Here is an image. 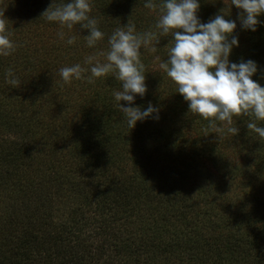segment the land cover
Wrapping results in <instances>:
<instances>
[{
	"label": "rangeland",
	"instance_id": "rangeland-1",
	"mask_svg": "<svg viewBox=\"0 0 264 264\" xmlns=\"http://www.w3.org/2000/svg\"><path fill=\"white\" fill-rule=\"evenodd\" d=\"M143 1L144 4L147 2L146 0ZM11 3V0H0V12H4V18L9 17L10 19L7 28L11 41L16 42L21 50L26 51L27 61L34 57L35 51L40 53L42 50H47L49 57L51 42L57 38L60 39L58 33L62 31L58 23L49 22L42 16L41 9L47 10L49 7L43 6L38 9L40 11L38 14L36 13L38 18L34 24L26 21L18 23L16 21L18 16L12 10V6H15L17 10L18 1H15L14 4ZM199 4L201 5L200 0ZM135 5H137V2H135ZM202 5L203 8L200 6L197 13L202 23H207L216 16L215 12L212 13L215 6L216 11L226 12L225 14L229 17L228 20H238L237 27L242 26L241 20L236 19L239 18L241 10L236 8L235 5H231V0H204ZM97 7L98 5H95L91 10V16L98 21V24L101 23V26L105 27L106 32H110L108 36L104 35L103 38L107 37L109 39L115 29L126 26L128 21L135 25L137 33L157 32L155 24L160 13L156 10H150L144 6H134L129 9L128 13H123L119 19L113 20V18H116L115 15L112 13L107 15L106 11L101 12ZM219 11L218 13H220ZM44 20L47 22H44ZM238 30V28L234 30V36H236ZM63 32V41L66 44L57 48L56 57L51 60L55 64L58 73L56 72L57 75L54 72L48 74L55 81V84L50 89V94L45 98L46 101L41 104L45 108L40 111L43 114L41 122H38L39 120L33 122L36 125L33 124V127H31L32 133L29 131V135H27L23 132L22 127L18 126L17 128L16 122H12L13 120H5L4 118L0 121V152H17L20 154L27 152L25 159L27 164L35 157L37 161L43 162L42 164L52 163L53 161L54 165L50 170H42V172H34L32 169L29 170L27 165L26 167L19 165L15 170V172L19 170V176L15 175V177L8 176L12 167L7 168V171L3 169L5 165L0 167V226L13 227L9 224H17L22 215L30 212V210L36 216L35 221L41 222V219L44 218L43 209L49 208L51 213L46 216L50 222L49 224L73 220L72 230L78 233L79 237L77 239L72 238L70 240L71 244L78 241L79 245L85 243L89 247L92 246L88 252L92 257L96 254L95 263L97 264H154L155 262L148 263L149 257L147 256L148 250L151 248L147 242L149 238L153 237L154 233L159 237L154 239H159L162 242L169 241L170 245L177 247L174 253H168L167 260H161L158 264H264V258L261 260L255 256H250L252 259L247 260L236 257L235 260L237 261H234V254L224 246V237L227 234L235 237H243V234H246L247 237L257 235L261 238L259 239V241H262L261 244H264V188L259 182L252 186L249 184L258 176L255 174L259 169L253 164L254 157L243 156L246 151L241 145L242 142H239L241 138L238 135L233 136L228 133L227 125L224 122L216 121L217 127L223 130L213 131L208 128V121L189 112L188 102L181 95L182 98L179 100L175 97L176 94L179 95L177 86L159 67L162 62H166L168 59L169 49L172 45L170 46V42L164 37H159L158 32L159 42L156 44L153 41L150 45V47H156V52L153 53L148 48L142 47L140 59L145 66L147 92L150 91V97L145 102L147 106L151 103L153 107L159 110L158 120H161V122L154 121L151 126H149V123L147 124L151 133L146 134L144 131L148 138V146H145L143 154L132 158L130 157L132 152L129 151L131 153L127 154L129 156L126 157V163L120 172L110 168L104 174L94 175L93 182L88 185L89 187H85L83 191H91L92 186L96 185L102 188L103 183L107 182L113 183L116 181L117 185L121 186L123 181H127L126 177L131 179L130 186L139 196L140 205H137L138 208H141L139 216L148 225L145 228L147 231L144 235L135 238L133 246L138 248V251L133 253V257L137 258V261L133 263L129 262L131 259L125 261L124 253L118 254L119 251L114 248H105L101 237L102 226L98 221H93L94 225H86V220L90 221L95 218L96 214L94 213L97 211V207L94 202L89 203L88 209L84 208L82 213H80L81 208L79 209L80 204L83 202L82 198L66 199L67 201L51 198L46 203L47 208L41 203L40 200L45 196V187L42 184L45 183V179L46 181H48L47 179L52 181L51 178L54 179L59 176L61 179L62 177H79L76 171H72V166H68L66 170H63L61 161H58L57 167L55 162L61 159L69 161L68 149H70V146L64 139L67 134L71 137L76 136L73 128L75 126L74 122H81V118L78 116L79 110L81 111L82 107L88 106L86 104L88 99L94 98L95 95L93 94L98 88L101 92L104 91L106 105L113 111L110 113V117L114 120L112 123L121 124L126 120L124 114L115 106L116 101L113 95L115 91L121 90V82L111 74L96 78L94 84L88 83L86 79L87 76L91 75V66L85 64V58L89 55L107 52L109 49L108 42L102 39L97 42L95 47L89 48L86 41L83 42L85 40L84 36L88 35V30L77 29L75 25L72 30L69 31L65 28ZM243 32L244 34L243 36L240 34V38L252 34V37L249 38L254 39L257 38L259 33L257 28L256 31L243 29ZM71 36L76 37L72 48L67 44V39ZM245 41L246 38L240 41L238 38L240 45H246ZM10 57L12 56H7L8 59ZM48 57L45 56V60L51 66ZM100 60L103 62L104 57L101 56ZM76 64L89 69L84 73L85 79H73L70 85L64 84L59 75V70L62 67H71ZM50 71L51 68L48 67V72ZM20 82V86L9 92L8 95L5 92L0 93V108L3 104L10 106V102H13L17 95L20 96L19 98L26 99V102L29 100H33L34 103L37 102L30 94L28 95L31 99L27 98L25 88L28 92L32 90V88H27V82L23 80H20ZM95 84L98 86L96 90ZM144 96L143 98L137 96L131 106H140L144 101ZM66 97L68 98L65 100ZM82 99L86 100L80 102ZM26 102L23 104H26ZM121 104L129 106L124 101H121ZM32 105L34 106L33 103ZM63 105L65 109H63ZM5 112L13 114L8 107ZM27 114L28 110L20 112L22 118H25ZM60 116L62 117L60 122H53L58 121L61 118ZM138 122H143L146 125V122L152 121L143 120ZM237 122H253V120L252 117L234 116L231 126L241 129L240 126H236ZM166 123L169 124L167 127L170 130V148L167 149L163 146V140L158 138L159 129ZM59 126L60 129H58ZM121 129L124 133V128L121 127ZM205 129H208L207 135ZM55 131L57 134L53 133ZM61 131L62 134H60ZM164 139L166 141V137ZM20 140L23 141L20 142ZM48 148L53 150L51 152L53 156H48ZM42 150L48 152L46 156L42 154ZM63 155L64 157H61ZM245 161L246 164H244ZM245 166L249 167L248 170L244 169L247 172H238L243 170ZM261 167V171L264 170V166ZM249 170L254 172V176L253 173L248 172ZM263 179L264 176H261L262 183H264ZM53 183L52 181L46 186L49 187ZM202 191L203 197H197ZM167 201L172 202L173 206L171 208ZM233 204H236L237 208L239 207L237 209L241 211L239 214L249 222L248 227H244L238 219L231 217L232 215L228 218L229 206ZM198 206L201 209L207 206L208 216L212 221L217 222H211L212 229L204 231L209 234L217 231L216 235L206 240L202 232L200 236L190 231L193 225L199 228L205 223V220L197 219L196 224L191 219V210ZM180 208L185 209L183 222ZM70 209L75 210V213H72ZM232 210L235 211L236 209L232 208ZM142 212H145L143 214L146 221L141 215ZM80 214H83V226L79 223L82 217ZM13 233L16 234L15 231ZM44 234L41 231L37 233L35 239L39 242L38 249L31 247L32 254L28 255L24 264H47L49 260H46L47 254L51 255L49 264H64L63 259H60V257L55 258L54 248L40 240ZM14 246H17V243ZM96 246L104 249L102 255L94 249ZM260 247L261 254L264 255V245ZM25 257L23 258L26 259ZM92 261L94 263L93 259ZM145 261L147 263H144ZM87 263L92 264L91 262Z\"/></svg>",
	"mask_w": 264,
	"mask_h": 264
},
{
	"label": "trees",
	"instance_id": "trees-1",
	"mask_svg": "<svg viewBox=\"0 0 264 264\" xmlns=\"http://www.w3.org/2000/svg\"><path fill=\"white\" fill-rule=\"evenodd\" d=\"M15 1H18L17 10L15 9V6H12V10L15 11V14L18 16L16 17V21L18 23H24L26 21L29 23L31 22L32 24H34L36 22V19L38 18L37 14L40 11L38 10L39 8L43 6L50 7L52 3H54L53 7H55L56 5H62L70 2V0ZM15 1L11 0V4H14ZM200 1V6L203 8L202 2L204 0ZM90 2L91 6H93L91 9H93L95 5H98L97 8L100 9L101 12L106 11L107 15L111 13L115 15L116 18H113V20L119 19L123 13H128L129 9L133 8L134 6H144L143 0H90ZM135 2H137V5H135ZM153 2L159 5L163 2V0H153ZM213 9L214 11L212 13L215 12L216 15L222 14V11L215 10V6L213 7ZM41 11L43 13L45 10L41 9ZM156 11L159 13V8H157ZM218 11L220 13H218ZM91 13L92 11L89 14L90 18H93L91 16ZM223 13L225 14L226 12ZM227 18L229 17L226 15L225 19ZM7 20L9 23V17L7 18ZM258 20L260 21V23L256 26V28L258 29L259 33L257 34V38H254L255 40L249 38L252 37V34H248L247 37L244 36L240 38V34H242V36L244 34V32L242 33V30L244 28L242 26L236 27L239 30L235 37L239 38V41L246 38L245 44L248 46L240 45L238 43V46L233 47L229 56V60L231 63L237 64L241 62H247L248 60L254 61L257 65V72L253 75L252 79L259 83L262 87H264V14L259 16ZM233 21L235 20L233 19ZM237 21H235L236 24ZM44 22L47 21L44 20ZM97 26L105 36H108L110 32H106L105 27L101 26V23ZM76 28L80 29L81 27L77 24ZM164 38L168 42H170V46H173V38L171 36ZM103 39L104 41L108 42L107 37ZM83 42H85V40H83ZM51 43L52 46L49 51V57L47 55V50H42L40 53H37L34 50V57L31 60L27 61L26 51L21 50L16 42L14 43L16 45V49L10 55L12 56L10 57L11 59L0 56V93L5 92V94L8 95L9 92L14 91L15 88L6 83V72L8 71V69H12L18 79L27 82V88H32V90L29 92L25 88L24 91L26 92L27 98L31 99V97L28 95L30 94L37 101L36 103H34L33 100H29L28 102H26V99L19 98L20 96L17 95V98H14L13 102H10V106H7V104H3L2 108H0V121L4 118L5 120H13L12 122H16L17 128L18 126L22 127L23 132L27 135H29V131L32 133L31 127H33V122H35L36 120H39L38 122H41V117L43 116V114H41L40 111L45 109L41 104L46 101L45 98L50 94V89H52L55 84V81L50 78L48 74H50L51 72H57L56 66L51 62V60L55 59L57 48L66 44L59 38L52 41ZM69 46L72 48V45ZM45 56L50 58L51 66L47 64ZM48 67L51 68L50 72H48ZM97 88L98 86L96 85L95 90ZM93 95H95L94 98H89L86 103L88 104V106L82 107L81 111L79 110L78 116L79 118H81V122H74L75 126L73 128V132L76 136L71 137L69 134H67L64 139V141L68 142V145L70 146V149H68L69 161H67L66 159H61L56 160L55 162V166L57 167L58 161H61L63 170H66L68 166H72V171H76L79 177H62L61 179L59 176L54 179L51 178L54 183L53 185H49V187H47L46 185L52 183V181H50L49 179H47L48 181H46L45 179V183H42L45 187V196L40 201L46 207V203L51 198L58 199L59 201L82 198L83 202L79 206V209L81 208L80 213H82V210L84 208L88 209L90 205L89 203L94 202L97 207V211L94 213L96 214L95 218L91 217L92 219L90 221L86 220V225H94L93 221H98L102 226L101 237L102 243L105 248L107 247L109 249L111 247L118 250V254L124 253L125 261L131 259V261L129 262L133 263L134 261H137V258L133 257V253H136L138 251V248L133 246L135 243V238H139L140 235H144L145 231H147L145 230V228H147L148 225L145 224L141 216H139L141 211V208L137 207V205H140L139 196L137 192L133 191L130 186L131 179L126 177V180H129V182L123 181L121 186H118L116 181L113 183L107 182L103 183L104 186L102 188H99L96 185L92 186L91 191H83L85 187H89L88 185L93 182L94 175L96 176L99 174H104L105 172H108L110 168H112V170H117L120 172L121 168L126 163V157L129 156L127 155L128 153L132 152V155L130 156L132 158H136L143 154V152L145 151V146H148V138L146 137L145 133H151L149 126H151L154 121L161 122V120H156L150 117L145 120L152 122H146V125L143 122H137L136 126L132 129H129L127 120H125L121 124H113L112 121L114 120L110 117V113L113 111L108 107V105H106L104 91L101 92L100 88H98V90H96L95 94ZM149 97L150 91L146 93V95L144 96V101H142V104L138 106L141 108V110H145L148 107L145 100L149 99ZM175 97H177L178 100L182 98L180 97V94H176ZM67 98L68 97H66L65 100ZM84 100L86 99H82L80 100V102H83ZM25 102L26 104H23ZM32 103L34 104V106L32 105ZM7 107L9 108L10 112H13L14 115L5 112ZM63 109H65L64 105ZM23 110H28V114L25 118H22L20 115V112ZM61 119L62 117L59 118L58 121L53 122H60ZM255 122L257 123V126L264 127V122ZM148 123L150 124L149 126L147 125ZM247 123L248 122H237L236 126H240L241 128L239 129L238 136L241 138L239 142H242L241 145L246 151L245 153H243V156L247 155L248 158L253 156V164L256 165L259 169L258 172L255 173L256 175H258L257 178L255 180H252V182H249V184L252 186L256 182H259L261 183L262 188H264V183H262L261 181V176H264V170L261 171V166H264V140H261L256 133L248 130L246 127ZM6 126L8 127L9 125ZM167 126H169L168 123L164 124V126L159 129V133L157 131L158 138H160V140H163V146L166 149L168 147L170 148V130ZM121 127L124 128V133ZM58 129H60V126ZM53 133L57 134L56 131ZM60 134H62V131L60 132ZM165 137L166 141L164 139ZM22 141L23 140H20V142ZM48 150V156H53L51 154L53 150L50 148H48ZM41 152L45 156L48 153L44 152L43 150ZM26 154L27 152H23L21 154L17 152H0V167H3L2 165H5V167H3L5 171L8 170L7 168L12 167V170L8 174V176L15 177V175L19 176V170L15 172L16 168L19 165H22L24 167H26L27 165L29 166V170L32 169V171L34 172L50 170L54 165L53 161L52 163L42 164L43 162L37 161L35 157H33L27 164V162L25 161L27 157ZM61 157H64V155ZM244 164H246V161L244 162ZM245 168L246 170H248L249 167L245 166L243 170ZM243 170H240L238 172H247ZM248 172L253 173L254 176V172H252V170H249ZM197 197H203V191L200 192ZM164 201H166V199H164ZM167 202L171 208V206H173L172 202ZM196 203L198 202L196 201ZM229 208L228 218L230 217V215H232L231 217L238 219L244 227L249 226V222L239 214V212L241 211L237 210L239 207L237 208L236 204L229 206ZM232 208H235L236 210L234 211L232 210ZM207 209V206H205L203 209L198 206L197 208L191 210V219L194 221V223L197 224V219L205 220V223L203 224V226H199V228L196 225H193V228L190 231L195 235H200L202 232L205 236V240L216 235L217 233V231H213V233L211 234L205 233L207 230L212 229L213 225L211 224V222L217 223L215 221H212V219L208 216ZM70 210L72 213H75V210ZM179 210L183 222V218H185V209L180 208ZM50 213L51 212L49 211V208L43 209L44 218L41 219V222H36V216L30 210V212L22 215L17 224H9L13 225V227H9L8 225H3L2 227L0 226V264H24L27 260L28 255L32 254L31 247L38 249L39 242L36 241L35 236L39 231H41L42 234L45 233L43 236H41L40 240H43V242L48 245L50 244L51 247L54 248L55 258L60 257V259L64 260V264H89L87 262L97 264L95 263L96 254H94V256L92 257V255H89L88 252V250L92 248V246L89 247L85 243L79 245L78 241L71 244L70 240L72 238L77 239L79 237V235H77L78 233L73 232L72 230V224L74 223L73 220H64L62 222L58 221L57 224H49L50 222L46 216ZM143 213L145 212H142L141 215L146 221ZM82 215L83 214H80V216ZM83 222L84 218L82 216L79 220L81 226H83ZM45 228H47V230H45ZM13 231H15L16 234H14ZM154 238L159 237L154 233L153 237L149 238L147 242L151 246V248H149L150 250H148L149 252L147 253V256L149 257L148 263L155 262L154 264H158V262H161V260H165L167 258L168 253H174L177 247L174 245H170L169 241L162 242L161 240H156ZM259 239L261 238L257 235H254L253 237H247L246 234H243V237H235L231 234H227L224 237V246L227 250L234 254V261H237L235 260L236 257L240 258L241 260L252 259V257L250 256L259 257L258 259L263 260L264 255L261 254L260 246H263L264 244L262 245V241H259ZM15 243H17V246H14ZM74 246L75 248H73ZM207 246L209 247V245ZM94 249L99 252L100 255H102L104 250L103 248H99L97 246ZM80 252L82 253L81 255ZM67 255L69 256V258ZM24 256H26V259L23 258ZM50 258L51 255L47 254L46 260L49 259L47 261V264L50 263ZM92 259L94 260V263ZM144 263H147V261H145Z\"/></svg>",
	"mask_w": 264,
	"mask_h": 264
},
{
	"label": "clouds",
	"instance_id": "clouds-1",
	"mask_svg": "<svg viewBox=\"0 0 264 264\" xmlns=\"http://www.w3.org/2000/svg\"><path fill=\"white\" fill-rule=\"evenodd\" d=\"M231 5L241 10L239 19L245 30L256 31L260 23L258 17L264 14V0H231ZM145 8H159V18L155 24L159 37L171 36L173 46L169 49L168 59L159 67L177 86V93L188 102L189 112L199 115L208 121V128L222 131L216 121L227 125V132L238 135L239 129L231 126L233 117L250 116L253 122L246 127L264 140V127L257 126L254 121L264 122V87L252 79L257 72L254 61L231 63L230 53L238 46V38L233 35L237 27L235 21L225 19V14H217L207 23H202L197 15L199 0H163L157 5L153 0H147ZM90 0H70L62 5L51 6L42 16L49 22L59 24L62 31L58 33L64 39L63 29L69 31L75 25L88 30L84 37L89 48L96 46L104 37L98 28V21L90 18ZM8 20L4 12H0V56H10L16 49L8 34ZM231 37V39H230ZM76 37L67 39V44L75 43ZM157 32L137 33L135 25L128 21L127 25L115 29L108 39L109 49L85 58V64L90 65L91 75L87 82L94 84L96 78L109 74L121 82V90L113 93L116 107L124 114L129 129L138 121L147 118L159 119V110L149 103L145 110L133 107L135 98L147 92L145 83V66L141 62V49L148 48L156 52L152 42H159ZM104 57V61L100 57ZM89 71L76 64L62 67L59 75L64 84L70 85L73 79H85L84 73ZM6 83L13 88L21 82L12 69L6 72ZM124 101L129 106L121 104ZM155 114V115H153ZM208 129H205L207 135Z\"/></svg>",
	"mask_w": 264,
	"mask_h": 264
}]
</instances>
